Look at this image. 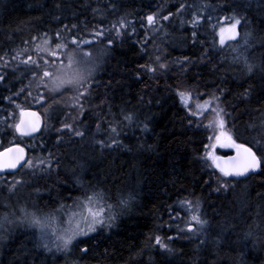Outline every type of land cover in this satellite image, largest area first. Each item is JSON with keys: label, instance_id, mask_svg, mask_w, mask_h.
Returning <instances> with one entry per match:
<instances>
[{"label": "trees", "instance_id": "1", "mask_svg": "<svg viewBox=\"0 0 264 264\" xmlns=\"http://www.w3.org/2000/svg\"><path fill=\"white\" fill-rule=\"evenodd\" d=\"M153 14L157 23L149 25ZM232 17H243L240 30L254 36L257 60L254 52L242 56L261 64L262 72L259 65L250 73L236 68L241 57L231 59L225 47L240 40L217 39L218 26L231 24ZM121 20L125 27L117 35L113 25ZM58 43L67 47L56 56L40 50ZM69 53L86 58L92 74L83 85L52 91L51 81L42 84L40 77L57 70ZM29 57L36 63H22ZM0 77V151L19 143L27 161L35 160L30 169L0 176V220L8 217L4 203L13 194L24 209L47 213L56 202L100 192L124 209L108 233L82 241L88 252L77 253V264H264L263 247L246 254L237 243L256 228L254 218L242 217L239 200L243 205L250 198L263 226V162L259 172L233 179L205 157L221 131L249 147L258 142L260 150H253L264 156V0H0ZM25 108L39 111L45 122L32 137L13 127ZM213 109L223 111L218 116ZM184 200L202 204L218 246L204 247L173 226L176 204ZM11 232L5 241L0 236V264H70L72 256L63 253L36 257L29 229Z\"/></svg>", "mask_w": 264, "mask_h": 264}, {"label": "rangeland", "instance_id": "2", "mask_svg": "<svg viewBox=\"0 0 264 264\" xmlns=\"http://www.w3.org/2000/svg\"><path fill=\"white\" fill-rule=\"evenodd\" d=\"M231 24L229 25L225 24V25L218 26L217 39H219L220 35L223 34L231 26ZM221 29H223L224 31L221 32ZM246 33L247 32H242L241 30V36L239 39L240 41L238 42V44L234 46H230V47L226 46L227 48L225 47V51H227L230 54L231 59L232 57L234 59L241 57V59L238 60V62L236 61L238 63V67L236 66V68L240 70L245 69L246 72L250 73L251 71L248 70L249 67H251V69L253 70L255 69V67L259 65L258 66L260 67L259 71L262 72L263 66L261 64H258L255 66L253 61L252 62L251 60L247 61L242 56L243 53H246V51L254 52L255 54L254 60H257L256 58H258L260 54V53L258 54L254 50L255 46L252 43V42H255V40L253 41L254 36H252L251 33H247L248 35L246 37L245 36ZM245 39H247V43H245ZM78 59H79L78 66L80 70L83 71L85 74H87V70L90 69V66L89 64H87L86 58L82 57V59L80 58ZM229 67L231 68V70L235 71V68H234L235 66L232 63L229 64ZM50 72L55 73L57 75H61V73L57 72V70H52ZM71 86H77V85H65L64 87H71ZM227 137L228 136L219 137V139L211 140L209 142V145L205 151V157L209 161V163L212 164V167H214L213 158L220 155V153L222 154V152L226 150V147L221 146L222 143L220 142L222 140H225ZM237 143L242 144V142H237ZM33 161L35 160L32 159V162ZM262 162L264 166V156L262 157ZM34 164L35 162H33V165ZM24 167H26V169H30V167H27L26 164L24 165ZM21 175H27V174H21ZM15 180H18V178H15ZM240 185L245 187L246 183H241ZM21 188L22 186H19L18 189L16 190L19 191ZM15 197H16V194L15 195L13 194V196L7 199L4 203L5 207L9 209L7 212L9 214L8 217H6L7 215L3 216L0 220V236H3L4 241L8 237V233L11 231H14L15 229H19V228L29 229L32 232L31 244L34 246H37V248L40 247L47 254V255H44L40 252L38 253L37 248L36 249L33 248L30 244V246L32 247V252L34 251L36 253V257H40L41 259H43V257L45 256L53 258L55 255L63 253L64 255L72 256L71 259H67V261H69L70 264H77L75 262V261H78L77 253L86 246L85 243H82V241L87 239L88 237H92L96 235L98 232H101L104 234L108 233L116 224L117 217L119 216L120 211L124 209V206L118 207L117 205L111 204L100 194V192H91V193L83 192L82 197L81 196L74 197L71 201H68V203L66 204L56 202L55 205L58 204V207L55 210L52 209L47 213L45 212L46 210H44V212H38L36 209L34 210L31 208L24 209L25 206L21 202H19V199L15 200ZM88 197H92L91 204H89L88 202ZM33 199L36 200V197L34 196ZM14 200L16 201L17 205L14 202ZM243 201L244 203L242 205L241 201L239 200L237 207L242 212V217L245 215L244 219L246 220V222L247 221L249 222L250 219L254 218L253 222H255L254 227L256 228L251 230L249 239L247 238L249 242H247L248 240L247 241L245 240V236H244L238 239L237 243L241 244L239 245L241 248V251L246 254L249 253V251L251 250V248H253V246H255L256 249H259V247H263L262 249L264 250V220L262 221L263 226L261 225V223H257V219L259 218V210L258 212H255V214L254 212H252L253 210H251L250 208L251 206L250 198L249 199L245 198L243 199ZM108 204L112 205V209L110 213L106 207V205ZM17 206L18 207L22 206V207H20V210H16ZM176 206L179 211L175 212V214L173 213L171 220L173 221V223H175L173 226H175L178 231L187 233V236L189 237L187 239L197 240L204 247L207 244H209V247H210V245L212 246V245H217L220 243L219 238L218 237L216 238L214 236L215 235L214 232H216V229L215 227L212 228V223L208 219L206 212L204 211L202 204L200 202H196L192 200H184V201L178 202ZM89 207L92 208L93 211H97L100 207L105 208V213H104L105 220H106L105 226L103 227L97 226V229L95 232H90L88 233V235L78 236L76 240L73 242V244L69 246L68 251L58 250V245H61L62 241L58 240L57 236L65 235V230H68L70 227L74 228L77 223H79L81 227H85L86 229V224L82 221L81 217L88 215L87 208ZM108 215L114 216V219L110 222V226H109V222L107 221ZM193 215L198 216L202 221H206L202 230L200 229V226L197 225L195 221L191 219ZM45 218H49L51 220V226L43 230L40 227L35 226V225H30L29 223L32 219H45ZM239 218H241V216H239ZM177 220L179 221L178 223H176ZM189 225L193 227L194 231L189 232L187 230ZM241 225L242 224L239 225V228ZM219 229L220 227L217 230ZM259 229H260V232H259ZM257 230H258V234L260 235L255 236V234H257ZM210 231H211V234L209 236V239L205 240L204 239L205 235L208 234ZM223 231H224L223 229L220 230V232H223ZM230 231L233 232V230H230ZM230 231H228V234H231ZM212 234L214 235L212 236ZM45 245H47V247H45ZM83 250H84L83 252L87 254L88 249L85 250L84 248Z\"/></svg>", "mask_w": 264, "mask_h": 264}, {"label": "snow or ice", "instance_id": "3", "mask_svg": "<svg viewBox=\"0 0 264 264\" xmlns=\"http://www.w3.org/2000/svg\"><path fill=\"white\" fill-rule=\"evenodd\" d=\"M162 19L167 20L168 16H164V17H162ZM231 19L233 20V22L231 24V32H232L231 38L236 39L237 35L239 34L237 32V26L241 25V22L244 18L243 17H240V18L232 17ZM147 21H148L149 25H155L157 23L156 18H155V14L149 15L147 17ZM245 23H246V21H245ZM73 27H75V25H73ZM113 27L116 29L117 35H119L120 29L125 27V22L123 20H121L119 23V26L113 25ZM223 31L224 30L221 29V32H223ZM102 34L103 33L101 31H97L95 33V35H97V36L102 35ZM59 35L60 34L57 33V36H59ZM247 35L248 34L246 33L245 36L247 37ZM35 39H36V37H33V40H35ZM71 43L77 44V39L75 37H73L71 40ZM80 43H90V41L81 40ZM220 43L221 44L224 43L223 39H221ZM245 43H247V39H245ZM45 44H47V38H45ZM66 47H67L66 43H58L55 45V48H53V49H49V48L45 47V48H41L40 50L46 51L49 55L56 56L57 55L56 50H62ZM21 54H22V52H18L17 56L13 57V58L16 59ZM84 55H88V53H84ZM29 62H31L32 64L36 63V61L32 60L31 57H29L27 60L22 61V63H24V64H28ZM45 63H47V61H45ZM78 65H79V59L75 55H73L72 53H69L66 56V62L60 61V66L57 69V72L61 73V75H57L55 73H50L48 71H44L43 76L40 77V82L43 84L45 78L49 79L51 81V85H52L51 90L52 91H56V90L64 87L65 85H83L84 82L87 80L88 76H90L92 74V70L88 69L87 74H85L83 71L80 70ZM148 70L153 71V69H148ZM248 70L251 71L252 70L251 67H249ZM0 79H3V77H0ZM44 86L48 87L47 84H44ZM80 95H84V93L82 92V93H80ZM184 95H185L184 93H181L182 97ZM207 103H210V102L206 101V104ZM213 111H216L217 115L220 116L223 110L222 109H213ZM195 114L196 113H193V115H195ZM21 115H24V113H21ZM33 115H35V114L33 113ZM125 119L131 120L132 117L126 116ZM218 126L221 129L224 128L225 121L223 118L219 119ZM13 127H15L16 131L19 132V134L22 136L31 134L29 131L26 130L25 122L23 120H21L18 124L13 125ZM64 127L67 128L74 135H77V136L83 135L82 132L74 130L71 124H65ZM35 130H36V128L33 125L32 131H35ZM111 131L113 133H115L116 128H112ZM219 135L224 136L225 133L223 131H221V133ZM217 138L219 139V137H217ZM227 139L230 142L227 144H222L221 146L235 147L238 152H240L242 150L243 153L246 154L247 159H246V162L243 163L242 165H235L232 167H222L219 163L216 162L219 158H213V163L215 164V167H217L219 169V171L222 173L223 176H225V177H230V176L231 177H243V176H246L247 174H249L250 172H253L259 168L260 163H261V158H258L256 155V152L253 151V147H257L258 150H260L258 142L254 143L253 147H247L244 144H237L234 140L231 139L230 136H228ZM99 143H101L102 146H105V147H111L112 146L111 144H106L103 141H100ZM117 143L118 142L115 139L112 141V144H117ZM23 151L24 150L22 148H14V149L9 148V149H5L4 153H0V156L3 157V159L0 160V172H3L5 170L16 169L17 166L21 164V160L23 159L22 156H18V157L13 159V158H10L8 156V153H11V152L23 153ZM40 163H44V161H40ZM26 166L27 167H33L34 165H33V162L31 160H28L26 162ZM16 183H20V181H16ZM221 187H225V185H221ZM130 199H131V196H129L128 200H122V201H120V203L122 205L127 206L128 201ZM88 202H89V204L92 203V197H88ZM188 203H190V202H188ZM106 207L110 213L111 209H112V205L108 204V205H106ZM87 211H88V215L81 217L82 221L86 224V229H85V227H81L80 224L77 223L74 228L70 227L68 230H65V235L57 236V239L62 241V244L58 245V250L68 251L69 246L73 244V242L76 240V238L78 236L88 235V233H90V232H95L97 229V226H101V227L105 226L106 220H105V215H104V213H105L104 207H100L97 211H93L92 208L89 207V208H87ZM113 219H114V216L108 215L107 221L109 222V226H110V222ZM191 219L193 221H195V223L197 225L200 226L201 230L203 229L206 221H202L196 215H193L191 217ZM29 223H30V225H35V226L40 227L42 230L45 228H49L51 226V220L49 218L32 219ZM187 230L189 232L194 231V229L191 225L188 226ZM155 239H156V243L158 245H160V247L167 248V244L163 243L160 237H156ZM45 247H47V245H45Z\"/></svg>", "mask_w": 264, "mask_h": 264}, {"label": "water", "instance_id": "4", "mask_svg": "<svg viewBox=\"0 0 264 264\" xmlns=\"http://www.w3.org/2000/svg\"><path fill=\"white\" fill-rule=\"evenodd\" d=\"M237 32L239 34L237 35L236 39H232L231 38L232 32H231V26H230L223 34L220 35L219 42L221 41V39H223V41H224L223 44H225L227 42H237L240 39V36H241L240 26H237ZM21 113H24V115H21ZM33 113L35 115H33ZM21 120H23L25 122L26 130L31 133L30 135L22 136V135L19 134V132H17L18 135L22 136V137H32V136H35V135L39 134L43 130L44 123H45L44 122V118L40 114V112L37 111L36 109H33V108H25V109H23L20 112V114H19V118H18V121H17L16 124H18ZM33 125L36 128L35 131H32V126ZM229 142L230 141L227 138L225 140L221 141L222 144H227ZM237 144H239V143H237ZM245 146H247V145H245ZM247 147H249V146H247ZM9 148H13V149L14 148H22L24 150L23 153L11 152V153H8V156L10 158H13V159L18 157V156H22L23 159L21 160V164L18 165L16 169L5 170L3 172H0V175L11 174V173H15V172L19 171L24 166V164L27 161V152H26V149H25V147L23 145H21L19 143L10 144L9 146H7L4 149H2L0 151V153H4L5 149H9ZM233 148H234V152L232 154H230V155H218L217 157H215V158H219L216 162L219 163L222 167H232V166H235V165H242L243 163H245L246 159H247L246 154L243 153L242 150L240 152H238L235 147H233ZM2 159H3V157L0 156V160H2ZM213 166L215 167L214 163H213ZM260 168H261V163H260V166H259L258 169H256L253 172H250L246 176L250 175L251 173L258 172L260 170ZM215 169L219 171V169L217 167H215ZM246 176H243V177H232V178H244Z\"/></svg>", "mask_w": 264, "mask_h": 264}, {"label": "flooded vegetation", "instance_id": "5", "mask_svg": "<svg viewBox=\"0 0 264 264\" xmlns=\"http://www.w3.org/2000/svg\"><path fill=\"white\" fill-rule=\"evenodd\" d=\"M221 143V142H220ZM227 154H232L234 152L233 147H226V150H224ZM221 154V153H220ZM251 176V175H250Z\"/></svg>", "mask_w": 264, "mask_h": 264}]
</instances>
